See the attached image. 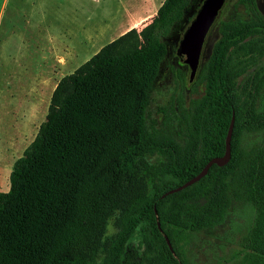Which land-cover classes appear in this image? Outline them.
I'll return each mask as SVG.
<instances>
[{
	"label": "trees",
	"instance_id": "16d2710c",
	"mask_svg": "<svg viewBox=\"0 0 264 264\" xmlns=\"http://www.w3.org/2000/svg\"><path fill=\"white\" fill-rule=\"evenodd\" d=\"M202 1L163 0L143 40L129 30L59 79L0 192V264H182L173 243L222 224L242 180L264 204V160L243 167L244 139L264 134V19L220 22L201 96L171 112L174 126L164 109L160 125L147 120L167 44ZM231 118L228 163L162 196L223 155Z\"/></svg>",
	"mask_w": 264,
	"mask_h": 264
},
{
	"label": "rangeland",
	"instance_id": "374dc122",
	"mask_svg": "<svg viewBox=\"0 0 264 264\" xmlns=\"http://www.w3.org/2000/svg\"><path fill=\"white\" fill-rule=\"evenodd\" d=\"M226 1L205 36L198 67L219 37L220 22L248 20L252 14L264 19V0H254L256 10L250 13L237 0ZM96 5L94 0H0V192H7L12 164L44 121L59 79L106 45L103 39L86 44L84 37L85 45L79 43L80 27L92 21ZM166 49L146 112L148 122L160 125L159 111L164 109L174 126L171 112L199 98L203 87L195 83V77L188 81V68L175 55L176 43L167 44ZM243 147L247 152L243 167L255 172L264 160V134L245 138ZM254 186L241 181V198L232 196L222 224L173 243L182 264H257L264 249V204Z\"/></svg>",
	"mask_w": 264,
	"mask_h": 264
},
{
	"label": "crops",
	"instance_id": "0c3cea01",
	"mask_svg": "<svg viewBox=\"0 0 264 264\" xmlns=\"http://www.w3.org/2000/svg\"><path fill=\"white\" fill-rule=\"evenodd\" d=\"M94 1L97 4L95 16L92 21L86 20L80 27L82 36L80 44L84 43V39L86 44L102 39L107 44L132 29L136 31L140 40H143L163 0Z\"/></svg>",
	"mask_w": 264,
	"mask_h": 264
},
{
	"label": "water",
	"instance_id": "95a60500",
	"mask_svg": "<svg viewBox=\"0 0 264 264\" xmlns=\"http://www.w3.org/2000/svg\"><path fill=\"white\" fill-rule=\"evenodd\" d=\"M225 1L226 0H203L193 19L190 21L187 28L184 30L180 40L177 43L175 55L179 63L188 68L189 82H191L196 75L199 65V56L205 36ZM232 125L233 118H231L230 120L226 133L225 150L223 155L221 157L210 159L197 175L183 183L181 186L167 191L162 196L178 192L196 183L199 179L206 175L208 169L212 165H215L217 167H223L228 163L230 159L229 142L231 138ZM164 240L169 250H171L168 240L166 238H164Z\"/></svg>",
	"mask_w": 264,
	"mask_h": 264
}]
</instances>
